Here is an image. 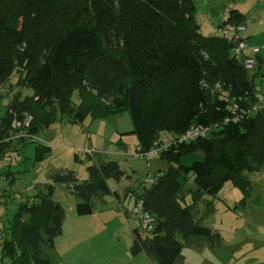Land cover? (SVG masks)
<instances>
[{"label":"trees","instance_id":"trees-1","mask_svg":"<svg viewBox=\"0 0 264 264\" xmlns=\"http://www.w3.org/2000/svg\"><path fill=\"white\" fill-rule=\"evenodd\" d=\"M196 14L195 0H0V86L16 74L11 86L32 91L13 96L0 130L9 128L10 110L32 115L34 135L62 116L77 123L126 111L139 154L162 134L173 137L159 154L167 170L135 195L156 223L145 236L132 231L130 254L144 253L156 264H176L181 257L176 232L186 245L204 239L213 246L216 236L196 217V199L231 182L243 202L250 187L244 173L264 165V109L252 110L255 88L264 94V60L258 56L250 73L232 55V39L219 33L242 23L240 12L230 10L212 36L201 33ZM194 127L207 131L179 141ZM19 143L25 141L10 148L15 151ZM49 151L38 143L35 162ZM86 171L82 181L64 170L52 183L35 186L0 239V260L50 264L48 252L62 234L65 216L53 199L54 184L65 185L77 200L76 214L87 216L94 198L110 194L108 181L124 176L110 160L98 159ZM190 179L194 198L185 204L180 192Z\"/></svg>","mask_w":264,"mask_h":264},{"label":"rangeland","instance_id":"rangeland-1","mask_svg":"<svg viewBox=\"0 0 264 264\" xmlns=\"http://www.w3.org/2000/svg\"><path fill=\"white\" fill-rule=\"evenodd\" d=\"M240 0H195L197 22L204 36L216 34V27L228 15L225 5L234 8ZM252 9L256 0H248ZM260 38V37H259ZM17 75L0 86V119L7 104L16 93L27 95L29 89L11 86ZM77 101V96H73ZM87 117L71 123L66 116L58 118L48 128L40 127L36 140L18 144L16 150L0 157V239L18 204L36 192L35 186L52 183L51 177L61 171L71 170L79 181L87 179L86 168L101 157L89 158L84 150L103 147L104 161H115L124 171L118 182L109 180L110 194L93 199L91 215L78 216L76 198L63 184H54L53 199L64 209L65 224L55 239V252H48L50 264H153L143 253L130 254L132 231H145L134 223L131 210L135 203L136 188L145 179H153L165 171L164 160L147 161L139 157L136 136L129 133L132 122L128 112L113 115L106 120ZM170 135L162 134L160 140ZM38 143L48 145L50 151L41 162H35L34 151ZM13 173L14 180L2 173ZM249 181L248 194L231 182H226L215 195L201 194L196 199L197 218L209 227L216 241L193 240L186 245L176 232V240L183 244L181 257L176 264H264V165L258 171L245 172ZM195 186L191 179L183 186L180 195L185 204H191L190 190ZM128 190V191H127ZM133 192H129V191ZM141 188L139 189V191ZM117 194L120 199L114 196ZM194 198V197H193ZM209 213V214H208ZM3 229V230H2ZM0 264H12L8 259Z\"/></svg>","mask_w":264,"mask_h":264},{"label":"built area","instance_id":"built-area-1","mask_svg":"<svg viewBox=\"0 0 264 264\" xmlns=\"http://www.w3.org/2000/svg\"><path fill=\"white\" fill-rule=\"evenodd\" d=\"M244 31L245 27L242 23H239L235 26L225 25L219 29L220 34L223 36H228L232 39L233 47L231 53L235 59L239 61L247 71L253 72V70L256 68V58L260 52L264 51V45H250L248 39L244 35ZM254 97L257 104L253 106L252 110L258 111L260 109H264V94L262 93L259 86L255 88ZM237 108L238 107L236 104L232 105L233 110H236ZM10 114L12 117L10 119L9 128H7L6 131L0 130V154L3 151V155H6L9 152L10 147L17 143L20 139L24 141L36 140V135H34L32 132H29L33 122L32 115L28 112L17 113L11 110ZM206 131V129L200 127L191 128L185 134L179 137V141H187L199 135H204ZM171 142H173L172 136L167 140H158L148 151L139 154V157L144 158L147 161L158 159L160 152L164 150ZM5 144H8L9 146L5 148ZM104 151L105 150L102 147H90L84 150V153L88 157L93 158L96 154H103ZM154 181L155 178L145 179L141 188L149 186ZM131 216L134 220V223L145 232H149L154 229L156 223L155 218L152 214L144 210L140 201H135L133 209L131 210Z\"/></svg>","mask_w":264,"mask_h":264},{"label":"crops","instance_id":"crops-1","mask_svg":"<svg viewBox=\"0 0 264 264\" xmlns=\"http://www.w3.org/2000/svg\"><path fill=\"white\" fill-rule=\"evenodd\" d=\"M248 6H249L248 0H240V2L236 6H234V8L225 5V10L228 9L230 11V10L234 9V10H237L238 12H240L243 16L242 24L245 27L244 35L248 39L250 45L262 46V45H264V0H256V4H254V7L252 9L248 8ZM229 11H228V13H229ZM217 29H218V26L216 27V30H215L216 34H218ZM258 56H260L264 60V51L260 52V54ZM257 63H258V61L256 58V65H257ZM250 73H252V72H250ZM95 148H98V147H95ZM104 150L105 151L103 154H96L93 158L101 157L100 159H102L101 155H105L107 152L105 148H104ZM0 174H1V171H0ZM10 177H11V179H14L13 176H10ZM140 188H141V186L136 188V191L134 193L139 192ZM129 192H133V191L131 190ZM114 196L116 197V199H118V200L120 199V197L117 194H115ZM64 224H65V220L63 222V225ZM2 228L4 229L6 227H2ZM62 231H63V226H62ZM52 252L53 253L55 252V244H54V249ZM140 254L141 253H139L138 255H140ZM138 255H136V256H138ZM148 259L150 261H152L153 264H156L152 259H150V258H148Z\"/></svg>","mask_w":264,"mask_h":264}]
</instances>
